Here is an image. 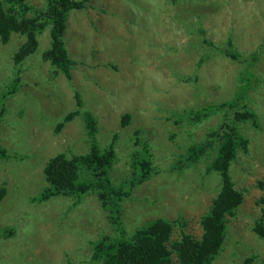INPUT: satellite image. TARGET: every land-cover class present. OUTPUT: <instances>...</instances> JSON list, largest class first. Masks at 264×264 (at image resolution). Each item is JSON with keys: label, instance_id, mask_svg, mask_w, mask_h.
Listing matches in <instances>:
<instances>
[{"label": "rangeland", "instance_id": "374dc122", "mask_svg": "<svg viewBox=\"0 0 264 264\" xmlns=\"http://www.w3.org/2000/svg\"><path fill=\"white\" fill-rule=\"evenodd\" d=\"M229 37L244 54L263 45L255 64L258 82L251 84L247 100L260 127L240 123L251 139L250 151L239 150L229 172L244 196L235 215L227 217L213 264H241L250 255L257 258L249 264H261L264 241L251 226L264 205V0H88L66 19L64 45L76 62L70 78L51 75L52 66L42 58L49 46L48 27L38 36L36 50L19 64L13 59L23 37L12 33L8 42L0 41V106L5 108L0 143L12 152L0 157V187L8 193L0 201V231H15L0 237V264L47 259L44 264H67L68 258H84L78 248L99 234L117 235L94 193L82 195L77 205L75 196L52 197L43 206L31 200L46 185L43 167L49 158L89 149L80 117L65 120L77 107L97 118L99 145L115 149L109 186L130 192L120 201L127 234L163 217L176 222L171 239L181 232L199 238L200 217L221 185L219 173L206 169L215 144L206 146L198 162L181 156H188L193 145L203 147L222 115L174 123V112L233 94V70L240 65L218 52ZM17 70L20 80L13 86ZM7 84L16 90L2 94ZM58 125L63 126L55 133ZM143 146L154 168L141 177L133 173L131 155ZM172 264H178L174 253Z\"/></svg>", "mask_w": 264, "mask_h": 264}, {"label": "trees", "instance_id": "16d2710c", "mask_svg": "<svg viewBox=\"0 0 264 264\" xmlns=\"http://www.w3.org/2000/svg\"><path fill=\"white\" fill-rule=\"evenodd\" d=\"M87 1L43 0V6H37L27 0H0V41L8 42L12 33L23 37L14 53L13 62L19 64L27 55L33 53L38 47V36L48 27L49 46L42 52V58L52 66L51 75L57 76L61 73L70 78L71 67L76 62L69 57L64 45L63 35L66 29V19L70 10L82 9ZM206 42L210 46L213 45L210 41ZM262 50L263 45L260 44L258 48L244 54L236 48L232 38L229 37L227 47H220L218 52L220 56L240 65L239 68L233 70L236 85L233 94L227 99L203 104L197 109L189 108L182 109L181 113L174 112V123L180 122L183 117L191 121H199L213 113L222 115L218 125L209 133L211 139L203 147H198L199 144L193 145L194 147L189 149L188 156H181L182 159L188 158V160L196 162L206 146L212 147L215 144V156L207 164L206 169L219 173L221 185L212 197L207 211L200 217L202 233L199 238L190 233L181 232L179 238L171 239L176 222L163 217L151 219L127 234L121 221L120 201L123 197L129 196L130 192L109 186L108 175L117 157L114 147L111 144L99 145L96 136L97 118L90 110H82L77 107L66 114V121L72 120L76 116L80 117L79 121L85 129L89 149L87 152L73 153L70 156L59 153L49 158L43 167L46 185L31 200L41 202L43 206L49 204V199L52 197L57 199L75 196L76 200L73 204L77 205L82 195L94 193L101 209L106 213V218L117 231L115 236L102 233L98 238L89 240L87 244H82L78 249L83 250L86 256L79 261L77 257L68 258L67 264L74 262L84 264H172L173 253L178 264H213V261L219 257L224 243L227 217L235 215L244 196V189L235 187L229 172L230 165L236 159L238 151L242 150L246 153L250 151L251 139L243 133L240 123L260 127L258 113L249 106L247 100L251 84L258 82L255 64L259 60ZM20 71L17 70L13 86L20 80ZM182 79L184 80V77ZM7 87V91L2 94H9L16 90L9 84ZM78 103L80 104L79 99ZM4 109L1 105L0 117ZM124 116L129 117L128 114ZM127 121L128 119L125 122ZM62 126H55L54 132L58 133ZM135 143L139 144L140 140L136 138ZM11 154L12 152L0 143V157H11ZM131 156L135 176L142 177L154 168L146 146L141 149L136 148L132 151ZM6 197L8 199V193L6 187L2 185L0 201ZM16 198L18 195L14 199ZM261 201L264 202V196ZM7 204L13 205L12 202H7ZM251 231L257 239L264 241V205L261 206L259 217L253 221ZM14 232L12 227H4L0 231V237H10L14 235ZM87 245L89 249L86 251ZM256 258L250 255L241 264H249ZM46 261L48 262V259L41 264ZM261 264H264V260Z\"/></svg>", "mask_w": 264, "mask_h": 264}]
</instances>
